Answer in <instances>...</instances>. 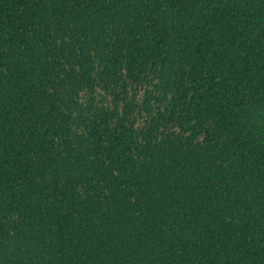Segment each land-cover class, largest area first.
<instances>
[{"label": "trees", "instance_id": "obj_1", "mask_svg": "<svg viewBox=\"0 0 264 264\" xmlns=\"http://www.w3.org/2000/svg\"><path fill=\"white\" fill-rule=\"evenodd\" d=\"M0 264H264V0H0Z\"/></svg>", "mask_w": 264, "mask_h": 264}]
</instances>
